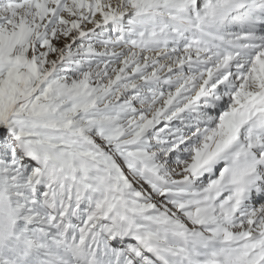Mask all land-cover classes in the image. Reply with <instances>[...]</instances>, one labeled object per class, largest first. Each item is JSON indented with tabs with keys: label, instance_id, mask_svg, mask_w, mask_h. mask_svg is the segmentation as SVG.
Here are the masks:
<instances>
[{
	"label": "snow or ice",
	"instance_id": "snow-or-ice-1",
	"mask_svg": "<svg viewBox=\"0 0 264 264\" xmlns=\"http://www.w3.org/2000/svg\"><path fill=\"white\" fill-rule=\"evenodd\" d=\"M0 264H264V0H0Z\"/></svg>",
	"mask_w": 264,
	"mask_h": 264
}]
</instances>
